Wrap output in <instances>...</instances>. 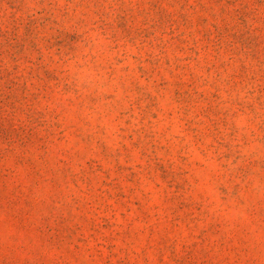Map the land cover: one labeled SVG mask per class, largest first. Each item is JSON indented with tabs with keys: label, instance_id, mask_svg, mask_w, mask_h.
Returning <instances> with one entry per match:
<instances>
[{
	"label": "rangeland",
	"instance_id": "obj_1",
	"mask_svg": "<svg viewBox=\"0 0 264 264\" xmlns=\"http://www.w3.org/2000/svg\"><path fill=\"white\" fill-rule=\"evenodd\" d=\"M0 264H264V0H0Z\"/></svg>",
	"mask_w": 264,
	"mask_h": 264
}]
</instances>
